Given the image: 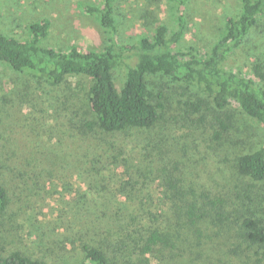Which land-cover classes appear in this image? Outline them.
<instances>
[{
  "label": "trees",
  "instance_id": "trees-1",
  "mask_svg": "<svg viewBox=\"0 0 264 264\" xmlns=\"http://www.w3.org/2000/svg\"><path fill=\"white\" fill-rule=\"evenodd\" d=\"M169 1L176 9L174 29L153 21L151 35L136 44L123 45L114 36L122 0H96L84 11L108 34L103 49L44 46L50 23L43 18L28 26L27 40L0 34V62L52 88L68 89L70 79H87L90 118L80 128L102 138L116 141L130 130L155 129L166 114L169 89L181 90L178 105L186 115H198L215 146L232 144L241 123L264 129V47L257 43L264 39V0H239L238 12L225 17L209 49L184 50L177 47L185 33L186 0ZM131 52L133 65L126 62ZM231 61H241L240 68ZM153 78L160 85L156 92L150 89ZM150 139L142 148L145 165L118 182L121 207L111 217L103 214L108 222L103 233L91 236L85 227L77 237L57 240L50 251L54 262L12 251L0 255V264H68L59 262L66 254L80 257L77 264H175L177 259L184 264H264V142L250 152L228 150L231 183L213 190L181 178L171 149L161 139ZM108 147L118 150L113 142ZM7 204L0 181V213Z\"/></svg>",
  "mask_w": 264,
  "mask_h": 264
},
{
  "label": "rangeland",
  "instance_id": "rangeland-1",
  "mask_svg": "<svg viewBox=\"0 0 264 264\" xmlns=\"http://www.w3.org/2000/svg\"><path fill=\"white\" fill-rule=\"evenodd\" d=\"M169 2L122 0L114 36L123 45H133L140 37L151 35L153 21L174 29L176 9ZM94 3L96 0H0V34L27 40L28 26L45 18L50 26L44 46L59 51L71 46L101 50L108 34L84 11ZM238 9L239 0H186L182 9L185 33L177 48L209 49L225 17L235 15ZM257 43L264 47V39ZM128 57L126 62L133 65L132 52ZM241 63L231 61L230 65L240 68ZM124 74L125 69L118 72V86ZM152 81L150 89L156 92L159 81ZM89 86L87 79L73 78L68 89L52 88L0 62V181L8 194L6 209L0 213L1 256L20 251L54 262L50 251L57 240L74 238L85 227L91 236L103 233L108 224L103 214L111 217L121 207L117 184L144 164L142 148L151 137L171 149L181 166L177 172L181 178L213 190L231 183L228 150L234 155L250 152L264 142V129L248 121L236 130L232 144L215 146L209 131L197 122L198 115L188 116L178 105L181 99L176 94L181 90L171 89L167 91L171 97L164 103L166 114L155 129L130 130L116 141L102 138L80 128L90 118ZM110 142L118 147L116 152L108 147ZM157 162L153 156V169ZM63 259L59 262L80 261L71 254ZM151 264L169 263L152 260ZM175 264L184 263L177 259Z\"/></svg>",
  "mask_w": 264,
  "mask_h": 264
}]
</instances>
